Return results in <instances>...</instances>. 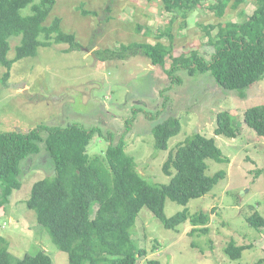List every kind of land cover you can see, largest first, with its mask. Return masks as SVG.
<instances>
[{"label":"rangeland","instance_id":"obj_1","mask_svg":"<svg viewBox=\"0 0 264 264\" xmlns=\"http://www.w3.org/2000/svg\"><path fill=\"white\" fill-rule=\"evenodd\" d=\"M253 8L251 3L239 9L230 6L219 18L208 6L186 16L179 11L170 13L163 0H58L47 24L60 18L62 29L75 35L81 48L67 52L68 44H53L40 48L36 57L14 63L8 81L0 79V132L27 134L39 126L71 124L95 129L96 136L88 147L90 157H105L111 138L114 143L123 138L125 151L135 159L141 176L160 184L170 180L163 168L179 144L196 133L214 138L230 163L209 161L208 175L224 170L226 179L187 207L191 215H211L209 234L191 236L193 226L189 221L178 231L168 230L143 208L132 229V239L146 250L138 264L155 259L161 264H254L264 258V230L257 232L246 219L255 211L264 217V137L247 127L243 115L250 108L264 105V77L245 91H229L220 87L211 73L191 77L187 72H178L182 84L175 82L168 91L172 83L165 71L171 67L173 57H190L198 52L208 54L206 58L210 59L216 52L210 41L216 39L218 28L210 35L206 28L229 21L243 22L248 13H240ZM167 27L172 28L174 40H162L166 47L173 45L165 66H153L141 53L107 62L94 55L97 50L120 51L123 45L155 44L159 30ZM19 40L15 37L11 41L10 60L16 55ZM0 70L2 76L7 72L5 68ZM224 111L238 122L236 139L214 133L217 115ZM171 117L182 121L181 133L170 140L167 151H159L153 130ZM42 136L46 139L47 133ZM40 147L39 154L23 162L22 188L11 197L6 210L0 211V235L18 259L44 251L53 264H69L68 255L54 245L35 213L27 208L33 186L54 176L45 143ZM93 210L94 219L98 206ZM183 210L166 200L168 218ZM231 242L251 249L245 250L241 258L232 259L225 251Z\"/></svg>","mask_w":264,"mask_h":264},{"label":"trees","instance_id":"obj_2","mask_svg":"<svg viewBox=\"0 0 264 264\" xmlns=\"http://www.w3.org/2000/svg\"><path fill=\"white\" fill-rule=\"evenodd\" d=\"M211 1V3L209 2ZM58 0H0V68L7 69L0 79L7 82L14 63L28 57H36L40 48L53 44H68L67 50L81 48L76 36L62 29V20L48 18ZM167 12L184 13L208 6L219 18L224 17L231 6L239 9L251 3L255 8L242 11L248 17L243 22L229 21L206 28L210 35L218 28V34L210 44L216 52L190 57L181 55L172 58L171 67L165 71L171 87L182 84L178 72L210 74L216 83L229 91H245L264 77V0H163ZM213 2V3H212ZM87 14V12H84ZM175 19L170 21L173 25ZM148 33L151 31L148 29ZM20 38L14 59H9L13 38ZM174 40L172 28L167 27L156 35L155 44L123 45L120 51L97 50L94 55L102 62L126 60L141 53L153 66H165L166 57L171 56L173 45L166 47L162 40ZM243 121L258 136L264 137V105L245 111ZM238 122L228 112H219L216 118V136L229 139L238 137ZM182 121L171 117L153 130L156 148L167 151L172 138L181 133ZM47 133L43 138L42 133ZM97 130H85L76 124L66 127L39 126L27 134L0 132V211L6 210L10 199L22 188L20 176L30 156L39 154L40 143H45L49 160L53 163L54 176L37 182L32 189L27 208L36 215L38 224L49 234L51 241L68 255L69 264H138L146 255L132 239L137 218L147 208L162 225L172 231L188 221L193 228L190 235L209 234L211 215H191L188 205L210 194L227 173L220 170L208 175L209 161L229 164L214 138L196 133L179 144L169 154L164 174L170 178L167 184L151 183L136 169L135 159L125 151V141L111 143L106 156L90 157L88 147ZM46 153V154H47ZM47 154V155H48ZM169 199L184 207L173 217L165 214V203ZM98 206L94 219L93 207ZM248 225L258 232L264 230V217L255 211L246 219ZM137 243V244H136ZM195 246V245H194ZM248 246H237L231 242L226 254L239 259ZM0 264H53L44 251L37 255L26 254L15 257L8 241L0 235ZM148 264H161L159 260ZM254 264H264V258Z\"/></svg>","mask_w":264,"mask_h":264},{"label":"clouds","instance_id":"obj_3","mask_svg":"<svg viewBox=\"0 0 264 264\" xmlns=\"http://www.w3.org/2000/svg\"><path fill=\"white\" fill-rule=\"evenodd\" d=\"M257 232H258V231H257ZM248 249H251V247H250V248H248ZM248 249H247V250H248Z\"/></svg>","mask_w":264,"mask_h":264}]
</instances>
